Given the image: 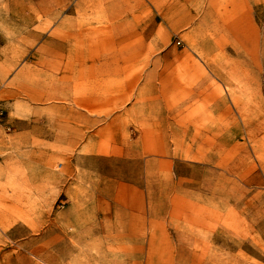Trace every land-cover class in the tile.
<instances>
[{
  "label": "rangeland",
  "instance_id": "rangeland-1",
  "mask_svg": "<svg viewBox=\"0 0 264 264\" xmlns=\"http://www.w3.org/2000/svg\"><path fill=\"white\" fill-rule=\"evenodd\" d=\"M116 62L179 67L172 96L220 102V121L198 115L193 135L174 143L180 175L171 166L158 175L203 195L204 264H264V0H0V161L12 164L7 177L0 170V264H54L69 185L38 186L32 157L63 163L79 70Z\"/></svg>",
  "mask_w": 264,
  "mask_h": 264
},
{
  "label": "crops",
  "instance_id": "crops-1",
  "mask_svg": "<svg viewBox=\"0 0 264 264\" xmlns=\"http://www.w3.org/2000/svg\"><path fill=\"white\" fill-rule=\"evenodd\" d=\"M82 69L70 100L64 164L47 160L46 152L32 157L38 186L58 177L55 185H69L65 194L59 193L53 263L204 264L195 251L210 239L200 219L204 198L190 196L181 186L179 172L185 166L173 160V148L181 141L177 138L193 135L188 121H220V102L207 96L189 102L172 96L179 67L116 62ZM162 87L171 91L160 99L157 90ZM192 103L197 112H186ZM204 108L203 115L198 113ZM202 128L203 135L214 134V129ZM158 166L175 167L179 175H158ZM22 168H29V161ZM0 170L7 177L12 164L0 161ZM129 250L139 256L136 261H125Z\"/></svg>",
  "mask_w": 264,
  "mask_h": 264
},
{
  "label": "built area",
  "instance_id": "built-area-1",
  "mask_svg": "<svg viewBox=\"0 0 264 264\" xmlns=\"http://www.w3.org/2000/svg\"><path fill=\"white\" fill-rule=\"evenodd\" d=\"M178 45H181V43L180 42H178ZM61 167V166H60Z\"/></svg>",
  "mask_w": 264,
  "mask_h": 264
}]
</instances>
